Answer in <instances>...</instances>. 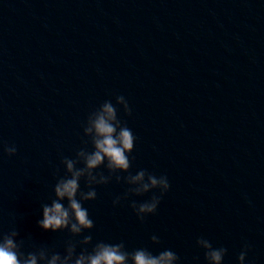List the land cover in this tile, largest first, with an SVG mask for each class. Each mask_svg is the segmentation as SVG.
I'll return each mask as SVG.
<instances>
[{
  "label": "clouds",
  "instance_id": "9594fccd",
  "mask_svg": "<svg viewBox=\"0 0 264 264\" xmlns=\"http://www.w3.org/2000/svg\"><path fill=\"white\" fill-rule=\"evenodd\" d=\"M121 108L131 116L128 101L123 95H118L115 104L106 100L88 115L83 125V136L87 138L84 146L76 151L74 158H62L64 174L60 175L59 168L56 169L53 197L50 203L41 204L42 218L37 221V226L46 232L69 233L63 253L47 245L32 246L33 250L25 251V241L20 238V232L13 223L7 231L0 228V264H179L180 257L171 249L154 255L147 247L129 251L123 241L93 242L91 232L95 223L84 205L97 199L98 186H106L113 180L116 183L123 180L129 186L122 196L115 197L113 206L128 200L129 196H143L151 192L148 200L130 202L129 206L141 222L157 212L162 197L171 187L166 175L157 176L143 169L134 175L130 173V155L135 148L136 137L118 118ZM3 150L9 157L17 153L15 145H8ZM101 168L107 174L98 171ZM123 173L127 175H121ZM82 180L87 190L81 188ZM150 239L152 244H160L157 235H152ZM196 245L204 251L206 264H223L227 248L214 247L204 237L197 238ZM249 247L245 244L238 254V264H245Z\"/></svg>",
  "mask_w": 264,
  "mask_h": 264
}]
</instances>
